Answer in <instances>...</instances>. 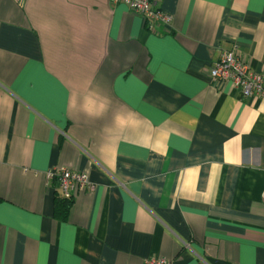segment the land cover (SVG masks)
<instances>
[{"label": "crops", "instance_id": "obj_1", "mask_svg": "<svg viewBox=\"0 0 264 264\" xmlns=\"http://www.w3.org/2000/svg\"><path fill=\"white\" fill-rule=\"evenodd\" d=\"M0 0V264H264V0ZM53 167L96 190L60 218Z\"/></svg>", "mask_w": 264, "mask_h": 264}, {"label": "built area", "instance_id": "obj_2", "mask_svg": "<svg viewBox=\"0 0 264 264\" xmlns=\"http://www.w3.org/2000/svg\"><path fill=\"white\" fill-rule=\"evenodd\" d=\"M123 2L140 14L146 26L156 32L160 26L168 27L172 22V15L167 13L160 3L162 0H112ZM210 75L221 88L230 86L241 92L243 97L264 96V74L252 69L249 62L241 54L237 45L229 49H222L218 59L211 66ZM49 180L56 179L62 196L67 199L81 190H96L86 171H76L69 168L53 167L48 171ZM146 264H169V260L162 257H152Z\"/></svg>", "mask_w": 264, "mask_h": 264}, {"label": "trees", "instance_id": "obj_3", "mask_svg": "<svg viewBox=\"0 0 264 264\" xmlns=\"http://www.w3.org/2000/svg\"><path fill=\"white\" fill-rule=\"evenodd\" d=\"M73 200L67 199L62 195L57 196V207L60 218L66 219L68 217L70 208L72 206Z\"/></svg>", "mask_w": 264, "mask_h": 264}]
</instances>
